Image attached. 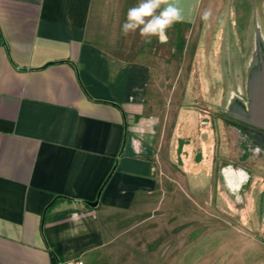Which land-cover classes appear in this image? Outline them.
Returning a JSON list of instances; mask_svg holds the SVG:
<instances>
[{"label":"crops","instance_id":"crops-1","mask_svg":"<svg viewBox=\"0 0 264 264\" xmlns=\"http://www.w3.org/2000/svg\"><path fill=\"white\" fill-rule=\"evenodd\" d=\"M136 3L0 0V264H105L104 251L118 242L124 226L144 214L149 220L171 187V178L162 176L169 169L160 165L156 145L153 60L161 43L155 37L140 42L138 32L121 33L127 10ZM205 12L182 9L184 21L173 26L180 49ZM207 12L208 20L217 18L218 11ZM233 12L224 17V26L211 30L197 21L191 66L210 60L206 47L214 28L231 37L249 32V26H235ZM234 44L239 46L236 39ZM250 44L243 52L234 50L238 67L245 51L253 50ZM261 47H254L249 69L236 81L240 92L251 80L252 65L261 67ZM177 125L181 133V121ZM202 132L196 178L209 176L218 158L216 139L208 133L202 139ZM179 139L184 140L180 172L187 176L192 143ZM246 161L242 172L232 168L238 191L224 169L216 187L229 191L232 201L242 192L246 205L234 208L243 212L264 189V178L250 172Z\"/></svg>","mask_w":264,"mask_h":264},{"label":"rangeland","instance_id":"rangeland-1","mask_svg":"<svg viewBox=\"0 0 264 264\" xmlns=\"http://www.w3.org/2000/svg\"><path fill=\"white\" fill-rule=\"evenodd\" d=\"M211 2L212 4L210 0H186L185 3L176 4L181 8V12L183 8L189 11L195 7H200L202 11H218L216 19H197L198 22H206L210 30L212 27L225 25L224 17L229 16V10L234 11L232 16L238 29L249 26L250 30L247 32L243 29L238 36L231 37L223 31L219 34L214 28L209 36V47L206 45L210 60L203 58L202 65L197 67L196 61H193L195 66L190 65L195 30L199 24L197 21L186 36L182 49L179 47L177 36L175 37L174 25L169 35L170 44H155V81L152 85L156 91L154 100L158 108L155 113L159 118L157 155L160 165L169 169L164 172L166 176H162L166 181L167 177L171 178V187L162 195L158 208L149 220L144 214L124 226L125 230L118 240L119 243L108 245L104 251L107 261L105 264H264V189L260 196L256 197L258 200L252 209L248 210L246 207L243 212L234 208L240 209L246 205L244 197L240 194L242 192H238L239 197L232 201L233 197L229 191L218 192L216 188L224 168V174L227 173L226 180L232 190L238 191L235 179L231 178L235 173L231 172H234L233 165L236 170L238 168V171L242 172V167H239L244 162L235 159L241 154L247 157L248 170L255 174L260 173L264 178V154L260 151L254 154V145H248L247 138L242 140L236 129L230 130L232 121H237L224 113L232 110L234 102L237 105L234 108L238 110L236 81L246 68L249 69L255 55L254 47L258 49V42L264 46V0ZM256 26L260 28L257 29ZM235 39L239 46L234 44ZM141 41L144 40L140 37ZM156 41L155 37L154 42L157 43ZM250 42L253 50H248L247 53L245 51L240 70L234 50L243 52L248 47L246 44ZM196 48L197 53L203 56L200 46ZM162 60L165 61V66H159ZM231 64L232 71L229 67ZM232 76L234 82H230ZM201 117L205 118L203 122ZM180 121L181 133L177 125ZM211 124L214 127L207 133L213 135V139L217 141L218 158L216 157L214 169L209 176L196 178L192 174L195 170L194 157L196 158L200 151L198 132L203 131L204 139L207 136L205 129ZM179 136L189 138L192 143L188 153L191 157L187 176L180 172L184 169L178 162ZM243 146L244 150L241 149ZM225 163H228L226 167L223 166ZM240 176L242 180L245 179L244 175ZM142 219L145 220L140 223Z\"/></svg>","mask_w":264,"mask_h":264},{"label":"clouds","instance_id":"clouds-1","mask_svg":"<svg viewBox=\"0 0 264 264\" xmlns=\"http://www.w3.org/2000/svg\"><path fill=\"white\" fill-rule=\"evenodd\" d=\"M209 15L210 12L206 11L204 18L207 19ZM184 19L175 0H138V3L128 8L126 19L121 25V33L127 36L138 32L146 41L156 37L164 44L169 38L168 30Z\"/></svg>","mask_w":264,"mask_h":264},{"label":"water","instance_id":"water-1","mask_svg":"<svg viewBox=\"0 0 264 264\" xmlns=\"http://www.w3.org/2000/svg\"><path fill=\"white\" fill-rule=\"evenodd\" d=\"M261 46L262 44L258 42V47L260 49L262 48ZM258 52H260V55L258 57L260 61L258 65H260L261 67L258 70L255 68L256 66L252 65L253 68L251 70L254 72L251 76V80L249 81L248 92L246 95V102L248 103L249 111L247 112V115H249L248 118L244 119L249 124L264 129V57H262L261 51ZM257 72L259 75L257 74ZM235 113L237 115L238 112L235 111ZM258 137L259 139L264 140V136ZM232 168H236V166H232ZM96 204L97 201L89 202L90 206H95Z\"/></svg>","mask_w":264,"mask_h":264},{"label":"flooded vegetation","instance_id":"flooded-vegetation-1","mask_svg":"<svg viewBox=\"0 0 264 264\" xmlns=\"http://www.w3.org/2000/svg\"><path fill=\"white\" fill-rule=\"evenodd\" d=\"M248 84L249 83H247L245 85V88H243V92L242 91L240 92L238 90L235 91V96L237 99L236 102L238 103V110H235L234 107H237V105H235V102H234L232 105V110L224 111V113L226 115L231 116V118L237 121V122L232 121L233 126L237 128V131L239 132V134L241 135L243 139L247 138L249 140L248 145H252V144L254 145V148L252 150L253 153L256 154L260 151L261 154H264V140H261L258 137V136H264V129L251 125L245 120L246 118H248V115H249V114L247 115V112L249 111H248V103L246 102V95H247L248 86H249ZM228 111H231V112H228ZM235 111L238 112L237 113L238 116L236 115ZM246 160H247V157L240 155L237 161L244 162Z\"/></svg>","mask_w":264,"mask_h":264},{"label":"trees","instance_id":"trees-1","mask_svg":"<svg viewBox=\"0 0 264 264\" xmlns=\"http://www.w3.org/2000/svg\"><path fill=\"white\" fill-rule=\"evenodd\" d=\"M234 127V129H236L237 130V128L235 127V126H233ZM238 132V131H237ZM239 134V133H238ZM240 135V134H239ZM241 137V136H240ZM242 138V137H241ZM242 140H244L243 138H242ZM183 144H184V140L183 139H179L178 140V147H180V152H181V150H182V146H183ZM244 147V148H243ZM241 149H245V146H243ZM242 155V154H241ZM199 156H200V154H197V156H196V160L198 161L199 160Z\"/></svg>","mask_w":264,"mask_h":264},{"label":"built area","instance_id":"built-area-1","mask_svg":"<svg viewBox=\"0 0 264 264\" xmlns=\"http://www.w3.org/2000/svg\"><path fill=\"white\" fill-rule=\"evenodd\" d=\"M76 264H83L81 261H77Z\"/></svg>","mask_w":264,"mask_h":264}]
</instances>
